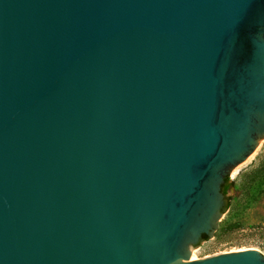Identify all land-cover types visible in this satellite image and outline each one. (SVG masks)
I'll list each match as a JSON object with an SVG mask.
<instances>
[{
	"label": "water",
	"instance_id": "95a60500",
	"mask_svg": "<svg viewBox=\"0 0 264 264\" xmlns=\"http://www.w3.org/2000/svg\"><path fill=\"white\" fill-rule=\"evenodd\" d=\"M264 138V0H0V264L192 258Z\"/></svg>",
	"mask_w": 264,
	"mask_h": 264
},
{
	"label": "rangeland",
	"instance_id": "374dc122",
	"mask_svg": "<svg viewBox=\"0 0 264 264\" xmlns=\"http://www.w3.org/2000/svg\"><path fill=\"white\" fill-rule=\"evenodd\" d=\"M263 161L264 138L229 176L230 186L215 230L205 241L189 247L196 258L245 248H256L264 254V176L250 179ZM227 201L229 206L225 208Z\"/></svg>",
	"mask_w": 264,
	"mask_h": 264
},
{
	"label": "trees",
	"instance_id": "16d2710c",
	"mask_svg": "<svg viewBox=\"0 0 264 264\" xmlns=\"http://www.w3.org/2000/svg\"><path fill=\"white\" fill-rule=\"evenodd\" d=\"M257 176H259V177L264 176V161H263V163L261 164V166H260L258 169H256V171H254V173L250 176V179H254V178L257 177ZM228 181H229L228 177L225 178V182H224V184L222 185V192H223V194L226 193V191L228 190V188H229V186H230V183H229ZM228 206H229V203H228V201H227L225 208H227ZM202 238H203V239H206L207 236H206V235H203Z\"/></svg>",
	"mask_w": 264,
	"mask_h": 264
},
{
	"label": "bare ground",
	"instance_id": "6f19581e",
	"mask_svg": "<svg viewBox=\"0 0 264 264\" xmlns=\"http://www.w3.org/2000/svg\"><path fill=\"white\" fill-rule=\"evenodd\" d=\"M259 144H260V142H259ZM253 153H254V152H253ZM249 156H250V155H249ZM251 158H253V157H251ZM247 159H248V158H247ZM233 173H234V172H233ZM191 257L194 258L195 255L192 253V254H191Z\"/></svg>",
	"mask_w": 264,
	"mask_h": 264
},
{
	"label": "flooded vegetation",
	"instance_id": "af4514ba",
	"mask_svg": "<svg viewBox=\"0 0 264 264\" xmlns=\"http://www.w3.org/2000/svg\"><path fill=\"white\" fill-rule=\"evenodd\" d=\"M222 190V189H221Z\"/></svg>",
	"mask_w": 264,
	"mask_h": 264
}]
</instances>
